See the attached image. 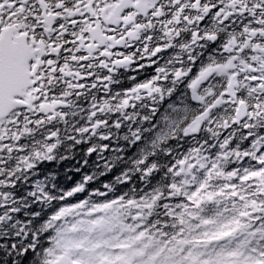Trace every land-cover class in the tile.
Returning a JSON list of instances; mask_svg holds the SVG:
<instances>
[{"label": "snow or ice", "instance_id": "6c2138e0", "mask_svg": "<svg viewBox=\"0 0 264 264\" xmlns=\"http://www.w3.org/2000/svg\"><path fill=\"white\" fill-rule=\"evenodd\" d=\"M172 4L177 6L173 17L177 19L182 14L184 4L180 0H172ZM220 4L221 0L215 4L207 0L203 4L202 0H193L191 8L198 9L201 15L193 16L188 22L194 20L199 24L214 9V20L223 22L231 18L234 12H247L255 18V24L244 25L242 33L229 35L216 45H222L223 55L219 57L222 62H218L214 54L208 62H200L202 66L191 76V70L198 61L197 57H193L183 70L175 71L176 79L191 76L187 86L191 89V100L197 102L199 107L191 112L183 110L186 115L174 122L177 129L173 130V135L178 129L185 135L195 134L203 124H212L210 117L224 103V98L237 105L231 120L239 122L241 117H246L247 121H251L243 123L244 128L252 127V121L264 120V0H227L224 7ZM146 7L150 5L140 0H0V30H3L0 32V83L7 87L17 86L24 81V92L31 93L27 97L32 102L31 108L37 104L45 107L40 103L42 95L47 97L41 88L42 79L46 78L41 76L42 73H50L53 77L63 74L69 90L84 88V79L92 73L70 71L69 61L79 64L82 69H91V61H99V65L109 72L117 65L126 64L131 56H123L115 49L126 45V41L136 37L138 30L144 28L143 24L137 23V19ZM160 14L159 9L153 12V16ZM191 35L193 43L200 39L217 41L216 31H205L202 36L193 31ZM249 49H255L257 53L250 57V61L256 64L255 68H250L244 59L239 58ZM151 51L155 55L161 52V48L156 47ZM237 64L243 66L240 72L246 75V81H240L236 75ZM156 71L163 73L164 69L157 68ZM212 74L227 76L226 86H221L223 90H214L213 86L203 87ZM102 79L106 81L109 77ZM153 80H156L155 76ZM150 84L151 81L137 85L132 91H160L159 88H151ZM245 87L247 97H244L243 91L237 90ZM17 99L23 100L25 97L17 94ZM64 102L53 99L46 105L51 108ZM121 103L126 106L129 100L125 98ZM9 107L0 109V150L12 151L13 146L9 141H18L21 134L17 131L9 135L11 126L15 125L19 130L20 121L26 117L22 111L13 110L14 116L7 118ZM24 107V104L16 105L17 109ZM93 107L96 108L95 105ZM99 109L103 110L102 107ZM90 115H95V111ZM35 123L40 124L41 121ZM100 123L96 121L93 128ZM223 127H230L229 120L223 121ZM208 131L213 132V129L209 128ZM227 144L228 140L225 139L221 147ZM224 155L231 156L232 153L226 152ZM235 155L249 157L252 154L245 151L236 152ZM21 159L25 160V157ZM193 159L200 168L205 167L199 150H192L171 170L175 175L189 173L195 167L191 162ZM215 168L216 164H212L198 186L185 193L188 202L199 205L203 200L212 199L214 193L207 190L208 181L213 175H224L223 172L214 171ZM236 175V171L227 173L228 177ZM239 179L248 189L247 195L240 196L244 210L240 211L238 217L211 228L207 227L211 221L202 220L204 230L197 233H193L191 227L172 232L149 229L146 221L160 197L159 193L140 201L118 199L92 207L77 205L63 208L53 217V221H60L61 226L56 229L52 246L44 250L43 264H109L113 257L115 264H264V154H257L254 167L246 170ZM188 182L185 179L180 185L170 184L172 194L180 193ZM133 206L137 214H126L124 209ZM169 215L173 213L170 211ZM66 217L70 218L61 219Z\"/></svg>", "mask_w": 264, "mask_h": 264}, {"label": "trees", "instance_id": "16d2710c", "mask_svg": "<svg viewBox=\"0 0 264 264\" xmlns=\"http://www.w3.org/2000/svg\"><path fill=\"white\" fill-rule=\"evenodd\" d=\"M94 74L92 86L85 82L81 90L68 93L71 102L58 112L63 119L54 115L46 119L47 123L45 119L40 120L41 125L28 121L30 131L24 139L15 141L10 151L11 160L26 156L27 160L21 159L7 170L0 169L2 177H9V180L0 179L3 181L0 183V216L9 220H0V264H43L44 250L52 246L56 236L53 215L66 207H92L118 199L140 201L159 190L161 195L146 221L148 227L160 231L162 225L170 232L191 227L193 233L204 230L202 220L211 221L207 226L211 228L227 223L244 210L240 196L247 195L248 189L239 176L251 170L256 155L262 154L264 120L252 121V127L246 129L243 123L231 125V119L225 118L230 124L225 128V119L222 124L217 120L220 116L232 117V106L228 103L217 109L216 119L213 117L212 124L206 123L196 136L184 137L182 131L177 134L176 130L166 142H161L160 148H155L151 143L155 135L172 133L177 129L174 122L186 115L180 107L182 96L178 88L136 99L121 94L123 88L104 93L97 81L98 72ZM119 98L129 100L123 113L110 110ZM102 99L109 100V110L99 109ZM185 109L195 111L192 106ZM93 111L95 115H90ZM93 121L101 123L93 128ZM81 127L86 131H79ZM209 128L215 135L208 131ZM225 139L228 144L221 147ZM42 140L59 141L51 153L52 159H36L29 155ZM192 150H199L205 167L200 168L193 159L195 167L189 173L175 175L171 170L175 163L185 159ZM245 151L252 155H235ZM143 152L149 155L140 165L141 169L152 162L158 166L150 172L127 171ZM226 152L232 155L225 156ZM212 164H216L214 171L224 173L213 175L208 181L207 190L214 196L199 205L188 202L185 193L198 186ZM230 171H236L237 175L228 177ZM185 179L189 182L183 185L181 192L172 194L169 185H180ZM170 211L173 215L168 214ZM136 214L135 210L129 213Z\"/></svg>", "mask_w": 264, "mask_h": 264}, {"label": "flooded vegetation", "instance_id": "af4514ba", "mask_svg": "<svg viewBox=\"0 0 264 264\" xmlns=\"http://www.w3.org/2000/svg\"><path fill=\"white\" fill-rule=\"evenodd\" d=\"M140 2L150 5V7H146L144 13L139 14L137 19V23L143 24L144 28L138 30L136 37L126 41V45L115 49L116 52L123 56L130 55L131 59L128 65H117L111 71V73H116L122 69L127 70L129 68L134 80H137L139 77L150 78L152 72L154 73L156 71L160 62L166 65V70L163 73H159V75L175 77L174 73L177 69L183 70L191 58L197 57L196 67L191 70V73L195 75L199 67L202 66L200 62H208L214 54L218 62H222L219 61V57L223 55L222 45L216 47L217 44L225 40L229 35H235L238 32L242 33L244 25L255 24V18L247 12L243 14L234 12L231 18L225 19L223 22H220L218 19L214 20L212 14L214 9L209 14H206L199 24L194 20L192 23H189L188 21L193 16L201 15L198 9L191 8L193 0H180L184 4V9L181 10L182 14L177 19H173L177 12V6L172 4V0H140ZM203 2L204 0H202V4ZM207 2L215 4L217 0H207ZM226 3L227 0H221L220 6L224 7ZM157 9L160 10L161 14L159 16H153V12ZM184 17H187V19ZM149 24H151V27H148ZM209 30L216 31V42H208L205 39L197 40L195 43L192 42L191 33L193 31H197L202 36L205 31ZM185 44L190 48V51L182 53L181 49L184 48ZM156 47H160L161 52L152 55L151 50ZM254 54H257L256 50L249 49L243 57L239 58L244 59L250 68H255L256 64L250 61L251 55ZM93 62L99 64V61ZM145 67L147 69L146 72L141 74V71ZM242 67V65L237 64V74ZM169 68H173L174 71H169ZM44 74L42 73L41 76L44 77ZM194 75L191 74V76ZM191 76L186 75L180 79V88L182 90H187ZM219 79V74H212L209 81L205 82L203 87L213 86L215 90V88H219Z\"/></svg>", "mask_w": 264, "mask_h": 264}, {"label": "clouds", "instance_id": "9594fccd", "mask_svg": "<svg viewBox=\"0 0 264 264\" xmlns=\"http://www.w3.org/2000/svg\"><path fill=\"white\" fill-rule=\"evenodd\" d=\"M185 51H190V48H188L187 44H185L184 48L181 49V52H182V53L185 52ZM168 70H169V71H174L173 68H169ZM79 71L87 72V68H83V69L80 68ZM49 75H51V74L49 73ZM53 82H54V81H53ZM45 87H47V85H45ZM153 89H154V88H153ZM69 91H72V90H65V91H64V95H67ZM41 95H42V92H41ZM67 96H68V95H67ZM122 99H123V98H119V99L116 101V103L113 104V105L111 106V109H110V110H111V111H120L121 113H123L125 106L121 103ZM29 101H30V102H29V109H31V104H32V102H31V100H29ZM100 107H102L104 110H109V100H108V99H102V100L99 102V108H100ZM49 108H50V107H49L48 105H45L43 111L47 112V110H48ZM36 110H37V111H41V109H40L39 107H37ZM95 110H99V109H95ZM54 115H56L59 119H63V116H60L59 113H54ZM13 116H14V112L9 111L8 114H7V118L10 119V118H12ZM215 116H216V115L213 114V117H214V118H215ZM225 118H227V119L230 120V119H231V116H230V115H227V116H220L219 119L217 120V123H218V124H222V121H223V119H225ZM47 122H48V120H45V121H44V123H47ZM20 125H21V127H20L19 130L16 128L15 125H12V126H11V132L9 133V135H11V133H14V132H17V131H19L20 134L22 135L23 133H25V131H24L25 129H27L28 131H30V129H29V122H28L27 119H25V120H23V121H20ZM40 125H41V124H40ZM94 125H95V121H93V123H92L91 126L93 127ZM83 129H84V128L81 127L79 130H80L81 132H83ZM28 131H27V132H28ZM179 132H180V130L178 129V130H177V134H179ZM171 134H172L171 132H167V131H166V132H163V133H157V134L155 135V139H154L151 143L155 146V148H160V147H161V142H162V141L166 142L167 138H168L169 136H171ZM57 143H59L58 140L55 141L54 143H48L46 140L39 141V142H38V146L35 147V148H33V149L31 150V152L29 153V155L35 157L36 159H52V155H51V153H52L53 149L56 147V144H57ZM164 151H167V149H164ZM147 155H149L148 152H143V153L140 155L139 158H137V159H135V160L132 161V165H133V167L130 168V169H127V171H130V172H131V171H137V172H139V171L150 172V171H152L153 168H156L158 165H157L155 162H152L151 164H149V165L147 166V168L141 169L140 165H142V164L144 163V160H145V158H146ZM26 160H27V156L25 157V161H26ZM24 166L27 167L28 165L25 164ZM124 178H126V177H124ZM81 187H82V185H81ZM38 190H39V189H38ZM157 193H159V194L161 195V193L159 192V190H157L154 194H157ZM173 194L175 195L176 193L173 192ZM44 195H47V194L45 193ZM151 195H153V194H151ZM151 195H149L148 197L150 198ZM38 199H39V197H38ZM124 211H125L126 214H129L131 211H134V206H133L132 208H125ZM176 215L179 217V216H180V213H177ZM40 230H42V229H40Z\"/></svg>", "mask_w": 264, "mask_h": 264}, {"label": "water", "instance_id": "95a60500", "mask_svg": "<svg viewBox=\"0 0 264 264\" xmlns=\"http://www.w3.org/2000/svg\"><path fill=\"white\" fill-rule=\"evenodd\" d=\"M18 85L25 87L26 83L24 81H20ZM13 87L14 86H7L6 87V91H5L4 97H8L9 94H12V88ZM1 105H3L4 107H9V106L12 107V104L9 105L6 101L5 102H1ZM11 107H9V110L11 109ZM241 118H243V117H241ZM235 122H237V121H235Z\"/></svg>", "mask_w": 264, "mask_h": 264}]
</instances>
